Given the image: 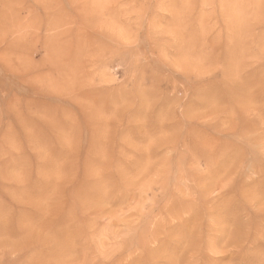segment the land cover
<instances>
[{"label": "rangeland", "instance_id": "rangeland-1", "mask_svg": "<svg viewBox=\"0 0 264 264\" xmlns=\"http://www.w3.org/2000/svg\"><path fill=\"white\" fill-rule=\"evenodd\" d=\"M173 1L0 0V264H264V0Z\"/></svg>", "mask_w": 264, "mask_h": 264}, {"label": "bare ground", "instance_id": "bare-ground-1", "mask_svg": "<svg viewBox=\"0 0 264 264\" xmlns=\"http://www.w3.org/2000/svg\"><path fill=\"white\" fill-rule=\"evenodd\" d=\"M103 1L104 0H94V2L92 3L93 20H94V24L95 25L98 24V27H99V24H101V23H99L100 22L99 21L100 18L98 17L99 12L102 11L103 8H105V4H104ZM187 1L188 0H174L173 3H172V6L174 8L173 13H174V20H175V28L173 30L175 32V38H178V41L181 42V46H180L181 47V52H178V53H181V55L184 56V58L186 60L185 63H183V64H187L188 63L187 67L186 66L185 67L188 68V70H189V67H192V69H195L194 71L197 72L196 76H198V75L200 76V75L206 74V72H207V70H205L206 67L203 69L202 68L203 66H201V63L205 62L203 60H207L206 57L203 56V54H202V56L205 59H203L201 56L198 57V55H199L198 53H201L200 52L201 50L199 49L198 53L195 51V54H197V56L195 54H193V50L196 48L195 44H196V42L198 43V41L200 39L196 38V41L191 42V40L189 38H187L188 34L186 35L180 30V27H181V22L180 21L184 17L185 10L188 8ZM208 2H211V1H209V0H201L200 3L201 4H205V3H208ZM218 2L220 3L219 5L221 7L220 8V12L222 13L221 15L225 16L227 18V22L230 21V23L227 26L228 27L227 29L231 33L230 40H231V43L233 45V50L230 51V53L227 52L226 49H225V57H228L227 63L230 62V65L223 71V73H224V75H225V77L227 79L233 80V78L235 77L236 73L238 72V70L240 68L237 65V61L241 62L242 58H243V55H244V51H240L239 52L238 49H239L240 45L241 46H245V45L249 44L248 40H247L248 36L246 37L245 33H248L249 30H250V27H251L250 25L253 22V16L251 14V11H249V10L247 11V10H245V8H246V6L247 7L250 6V10H251V7H253V5H252L253 0H219ZM93 4H94V6H93ZM253 8L256 9L255 7H253ZM105 14H107V13L105 12ZM103 19L101 21H103ZM104 20H106V19H104ZM112 21H113V19H112ZM197 26H198L197 27V32L195 30L193 32L194 35L196 33H198V34H196L197 36L203 37L204 34H205V30H206V28L208 26L205 27L203 22H198ZM231 30H232L233 33L231 32ZM124 31H125V28H124ZM174 32H173V34H174ZM119 33H120V31H119ZM128 33H130V31ZM190 38H191V36H190ZM242 38L244 39V41H243ZM201 43H202V39H201V42L198 43L199 46H197V47H200ZM190 50L192 51L191 54H190ZM178 51H179V48H178ZM241 54H242V56H241ZM208 56H210V55H208ZM179 63H180V60H179ZM188 70H185V71H188ZM193 73H195V72H193ZM65 142L66 141H64V139L62 141L59 138V144L61 146H64ZM49 175H50L49 172L43 171V177L44 178L49 177Z\"/></svg>", "mask_w": 264, "mask_h": 264}]
</instances>
